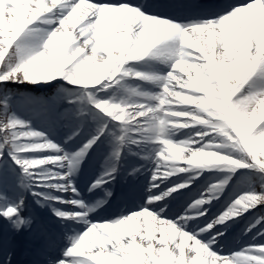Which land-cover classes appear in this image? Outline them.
I'll return each instance as SVG.
<instances>
[{
    "label": "snow or ice",
    "instance_id": "1",
    "mask_svg": "<svg viewBox=\"0 0 264 264\" xmlns=\"http://www.w3.org/2000/svg\"><path fill=\"white\" fill-rule=\"evenodd\" d=\"M248 19L256 22L251 33L244 31ZM238 33L246 36V67L237 77L226 69L229 78L223 84L221 100L222 81L217 69L229 62L232 68H240L235 44ZM170 38L176 47L174 52L167 53ZM144 57L160 58L168 70L144 74L129 64ZM176 61L194 67L181 71L179 66H173ZM197 75L203 85L194 83ZM137 78L153 82L157 90L144 91L130 83ZM54 79L71 84L78 92L75 99H86L96 110L118 122L111 133L112 150L90 190L111 179L124 144H139L146 149L144 158L154 162L148 204L184 187L176 185L161 195L151 192L160 178L186 170L178 167V162L189 167L213 165L195 159L201 151L213 155L214 164L223 162L232 170L246 169L257 174L258 187L250 185L248 191L211 219L203 205L215 197L217 185L205 189L175 221L161 219L149 210L148 204L136 211L122 210L110 220L92 221L89 214L104 201L82 200L70 174L79 158L105 132L106 125L101 123L78 151L66 153L43 133L32 129L9 105L0 102V164L6 154L19 169H13L11 179L0 173V223H7L16 232L32 229L34 216L24 197V192L30 191L36 203L49 207L61 224L84 226L83 231L64 229L63 238L68 246L60 249L59 258L49 255L47 264H264V244H252L229 255L213 249L216 236L221 235L215 225L264 205V0H225L212 18L186 21L157 16L144 4L130 0H0V85L47 83ZM108 90L113 92L112 96L97 95ZM177 94L191 97L193 102H181ZM208 99L220 100L228 110L243 103L247 110L221 127V113L202 104ZM192 123L204 126L195 137L182 141L170 138ZM216 134L223 137L222 143L216 150H205L213 145L204 144V140H212ZM36 149L56 151L43 158H32L37 155L32 151ZM179 149H187L183 151L184 158H169ZM51 161H63V167L57 164L53 170ZM65 191L73 193V198L61 199L60 193ZM190 218L195 227L185 230ZM200 218L205 223L201 224ZM261 222L264 215L255 216L246 231ZM90 233L99 239L91 238L85 244ZM41 234L47 242L46 233ZM85 248L89 250L87 258ZM0 264H4L2 259Z\"/></svg>",
    "mask_w": 264,
    "mask_h": 264
},
{
    "label": "rangeland",
    "instance_id": "2",
    "mask_svg": "<svg viewBox=\"0 0 264 264\" xmlns=\"http://www.w3.org/2000/svg\"><path fill=\"white\" fill-rule=\"evenodd\" d=\"M144 3L147 6L149 4L148 0H144ZM192 52L193 54H195V50H192ZM129 64L134 69L139 70L144 74H147L146 63L129 62ZM130 83L134 86H139L144 91H148L150 87L146 81L140 80L138 78L132 79ZM26 85L38 90L43 89L46 92L47 100H45L43 97L41 99H38L34 95L32 89H29L30 91H28V86L26 87ZM17 86L20 88L19 90H21L20 94H14L13 89L14 87L17 88ZM177 90H179V88H177ZM39 92L41 93V91ZM0 93L2 95L4 105H9L11 110L14 111L17 116L27 121L32 129L43 133L44 136H46L48 140H50L52 143H55L54 140L56 133H54L53 136V134L51 135V132L55 130L57 132L58 129L61 130V128H58L57 126H52L50 120H48L49 118L47 115V108L51 107V109H53V116L56 120H58V114L62 113L60 111V107L64 104H70V107H68V114L73 115V117L75 116L74 120L76 122H74L73 126H76L74 130H72V132H69L67 135L68 138H72L75 142L78 143L72 145L69 149L64 147L63 145L58 144V147L66 153H75L93 135L89 131L83 134L82 139L78 140L80 136V131L82 129H86L87 127H89V129L97 131L101 123L106 125V130L104 132L102 142H100L99 145H96L94 143L85 152L83 157L79 158L78 162H76L75 164L74 172L70 174L72 184L75 186V188L81 187V197H86V194L89 195V200L92 203L97 200H103L104 203L101 205L104 206L107 201L106 199H104V196H101L98 187L90 190V186L93 183H91L90 185L86 184L85 179L93 172H95L93 170V167H95V169L98 167L100 172H102L105 158L112 150V145L110 143L112 139L111 133L115 130V123L118 122L112 121L111 118L108 117L106 114H103L99 110H96L94 106L91 105L86 99H75V97L78 96L77 89L74 88L71 84L65 82L63 79H54L51 82L47 83L9 82L7 84L0 85ZM185 94L190 93L186 91ZM97 95L101 96V98H107L109 96H112L113 92L111 90H108L106 92H98ZM0 115H2V113H0ZM203 127V125L192 123L189 127L182 128L172 133L170 138L173 141L186 140L188 136L195 137L197 131ZM62 128H68V126H63ZM30 139H32L34 142H40L38 138ZM222 140L223 137L220 134H216L215 138L212 140L205 139L203 142L204 144L213 145L212 148L205 150H216V148L222 143ZM191 146L196 147L197 145L192 144ZM138 148L140 149V147ZM32 151L37 154L32 158H39V156L44 157L48 154L55 152L56 150L36 149ZM143 151L144 152L142 153L140 152V155L145 154L146 151ZM127 153H129V151ZM90 156H93L92 160L89 159ZM128 158L130 157L128 156L127 159ZM50 163L53 165V170H55V165L57 164H59L61 168L63 167V161H51ZM177 166L183 167L186 170L183 172L177 171L167 177L169 182H171L174 187H176V185H184V187L176 188V193L173 197V199L175 200L173 204L174 206L179 204L181 200H186L185 202L188 203L186 196L189 195V192L192 193V196L190 197L189 201V203H191L195 198H200V194L204 192L205 189H207L209 186H218L215 197L210 201L206 202L205 205H203V207H206L208 209V215H210V219L213 216H217L221 212L225 211L228 205L233 200H235L239 195L249 190L250 185L258 187L259 184V176L254 181L252 179H246L243 177L242 174L244 170L239 175H236L237 169L232 170L231 166H228L223 162L205 167H189L186 164H183L182 162H178ZM123 167L125 168V173L127 172V170H129L130 166L126 162ZM14 168L16 171L19 170L15 165H13L10 157H7V155L5 154L3 158V163L0 164V173L7 175L11 179ZM112 174L111 177H113ZM225 177H228L227 182L223 185H220L219 182ZM79 182L80 186L78 185ZM193 185L195 186L194 188L185 192L186 190L190 189ZM28 192L33 200L32 203L27 204L29 210L34 216V224L31 230L27 229L26 232L29 231V235H27L23 245L27 247L28 250L38 247L39 249L48 252L46 245L50 243V236H53L50 234H53V229H60L58 228V226L61 225V223L59 219L54 216L49 207L37 204L32 196V193L30 191ZM60 198L63 200H69L73 198V195L70 192L65 191L63 193H60ZM101 205L97 209L102 207ZM178 208L179 207L174 209V211L172 212L176 216L179 214ZM39 209L42 210L41 214H37ZM35 211H37V213H35ZM102 212L104 211L102 210ZM260 215H264V205H257L253 209H247L243 213H238L235 216L229 217L222 224L215 225V227L219 229L221 235L216 236L213 249L218 251L222 255H229L234 252H239L241 249H245L252 244H264V222H261L257 224L255 228L246 231L248 224L251 222V220L255 216L258 217ZM203 219L204 218H200L201 224L203 223ZM190 220L192 223L191 218ZM0 221H3V217H0ZM42 231L46 233L47 242L45 239V235L41 234ZM62 231L64 232V229H62ZM258 233L260 234L258 235ZM213 235L215 236V233H213ZM250 235L252 236V241L250 243H245V239ZM237 237L238 239L235 240V238ZM15 238L16 231L10 229L7 223H0V241H2V245H0V247H2V255H0V259L4 261V264H14L13 257H15L16 255L14 248ZM241 243L244 244L240 245ZM9 248L11 251H9ZM84 252H86L85 249ZM8 257H10V259H7ZM85 258L87 257L85 256ZM93 264H95V262H93Z\"/></svg>",
    "mask_w": 264,
    "mask_h": 264
},
{
    "label": "bare ground",
    "instance_id": "3",
    "mask_svg": "<svg viewBox=\"0 0 264 264\" xmlns=\"http://www.w3.org/2000/svg\"><path fill=\"white\" fill-rule=\"evenodd\" d=\"M134 1L135 0H130V2H134ZM232 2H246V0H232ZM210 5H211V7L206 8V10H204V12H203V10H198V13L206 14L208 11H210L212 9H216L220 4H218L217 2H214V3H211ZM158 15H160L161 17H166V18H169L171 20H177V21H182L183 19H186V20L201 19V18H197V17H193V16H187V15L184 16L182 14H175V13L174 14H166V13L161 12V13H158ZM198 17H201V16L198 15ZM191 39L195 40L196 37H192ZM195 49H196V45H193L192 50H195ZM137 62H144L147 64V70H146L147 74H162L168 70V65L166 63H164L160 58L144 57V58H142L141 61H137ZM146 82L150 86L148 91L155 92L157 90L156 86L153 82H151V81H146ZM177 88H179V85H177ZM72 120H73L72 117L68 113L65 114V116H63V123L71 122ZM137 145H138V147H140V149H137V147H135L138 152L137 153L132 152L129 155L130 160H129L128 164L130 166L129 167L130 173L127 175L125 180L122 181L123 188L119 187L118 193H117V195L121 196L123 199H125V202L127 203V207L123 208V212H125V213L130 212V211L139 210L141 205L148 204L149 187H150V184L152 183L151 176H152V169L154 166V162L151 160L145 159L144 158L145 154L140 155L142 152H144L143 150L146 151V149L141 147L139 144H137ZM39 158H43V156H39ZM133 169H136V171L133 172L132 171ZM93 170L95 172H93L86 179V183H88V184H91L92 182H94L97 179V177L101 175V172H100L98 167L96 169H95V167H93ZM120 174H121V172H120ZM120 174L118 176L121 179ZM120 179H119V183L121 184ZM102 185L112 186L111 179H108ZM118 186H119V184L117 185V187ZM169 188H175V187L170 184L167 177L160 178L158 181V186L155 188H152L151 192L154 195H161V193L167 191ZM76 189L80 194L81 188L79 187ZM175 193H176V190L174 192L170 193L168 196H162L160 200H156V201H153L152 203L148 204L149 210L157 213L161 219H170V220L175 221V219L177 217L185 214L184 210L187 208L189 201H190V197L192 196V193L189 192V195L186 196L188 203L185 202L186 200L185 201L181 200V202L179 204L174 206L173 204H174L175 200L173 199V197H174ZM71 194L73 195V193H71ZM116 199H117V197H116ZM177 207H179L178 208L179 214L176 216L172 212ZM160 209H163V212H160ZM89 218L92 221L102 222L100 220L113 219L114 215L110 214V215L106 216V215L102 214L101 210H94L92 213L89 214ZM207 218L210 219V215H208ZM203 223H205V219H203ZM66 226H68V225L61 224L58 226V228H60V227H62V228L54 230V234L56 235L54 241L55 242L59 241V242H57V247H55V251H57V252L60 251L61 248L68 246L67 240L63 238V231H62V229H65ZM70 226L73 228H77L78 231L84 230V226L82 224H72ZM189 227H194V225L191 223L190 219L188 221V225L186 226L185 230H188ZM238 237L235 238V240H237ZM60 238H63V241H60ZM251 238H252L251 235L248 236L245 239L246 240L245 243H250L252 241ZM89 242H91V237L86 238L85 244H88ZM177 242H178V240H177ZM242 244H244V243H241L240 245H242ZM9 251H11L10 248H9ZM85 251H86L85 256L88 257L89 250L87 248H85ZM56 254H58V253H56Z\"/></svg>",
    "mask_w": 264,
    "mask_h": 264
},
{
    "label": "clouds",
    "instance_id": "4",
    "mask_svg": "<svg viewBox=\"0 0 264 264\" xmlns=\"http://www.w3.org/2000/svg\"><path fill=\"white\" fill-rule=\"evenodd\" d=\"M255 24H256V22L254 20H252V19L246 20L245 21V26H244V31L248 32V33H251L252 29L255 27ZM196 39L198 40V39H201V38L200 37H196ZM245 40H246V36L243 33H238L237 34L236 40H235V44H236L237 49L239 50L238 59H239V62H240V68L238 70L235 69V68H232L231 67V63L229 62V63H226L225 65L220 66L217 69V72L219 73L220 79L222 81V88H221V94H220V99L221 100L223 99V84H226L227 81H228V78H229L228 72L226 71V69H230L232 77H237L243 72L244 68L246 67V60H245V57H244V42H245ZM54 46H57V45H54ZM175 47H176L175 41L170 38L168 43H167V45H166L165 51L167 53H172V52H174ZM226 60L230 61L231 58H226ZM173 66L174 67L179 66L180 70L181 71H185V72L188 69L194 67L193 65H190L187 62H181V61H176V63ZM169 75H170V73H169ZM194 83L203 85V80H202V78L199 75H197V80ZM204 86L206 87V85H204ZM177 95H178V99H180L181 102H184V103L193 102V99L191 97L180 96L179 94H177ZM202 104L204 106H210L212 108H215L221 113V115L219 117L220 126L221 127L228 120L233 119L237 113L242 114L243 112H245L247 110V106L245 104H243V103L237 105L235 107V109H233V110H228L224 106V104H222L220 102V100L214 101V100L208 99V100L202 101ZM174 114L175 115H183L182 113H174ZM262 115H264V113H262ZM183 126L184 125H181V127H183ZM186 150L187 149H179L177 151H173L170 154L169 158H171V159L184 158L183 157V151H186ZM53 159H55V158H53ZM195 159L200 161L201 163H203L205 165H209V164H214L215 163L213 155H211L209 153H206V152H202V151L197 154ZM89 235L91 236L92 240L99 239V237H97L95 233H90Z\"/></svg>",
    "mask_w": 264,
    "mask_h": 264
},
{
    "label": "trees",
    "instance_id": "5",
    "mask_svg": "<svg viewBox=\"0 0 264 264\" xmlns=\"http://www.w3.org/2000/svg\"><path fill=\"white\" fill-rule=\"evenodd\" d=\"M19 86V85H18ZM17 86V88L16 87H14V89H13V91H14V93L15 94H19V93H21L20 91L21 90H19L20 88ZM21 86V85H20ZM28 85H26V87H27ZM30 86H28V88H29ZM30 89V88H29ZM23 91V90H22ZM36 94H39V93H36ZM39 97V96H38ZM0 102H2V104H3V100H2V95H1V93H0ZM251 177H254L253 176V174H251Z\"/></svg>",
    "mask_w": 264,
    "mask_h": 264
}]
</instances>
